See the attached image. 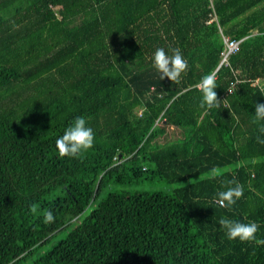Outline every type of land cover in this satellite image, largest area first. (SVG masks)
Here are the masks:
<instances>
[{
	"label": "trees",
	"instance_id": "1",
	"mask_svg": "<svg viewBox=\"0 0 264 264\" xmlns=\"http://www.w3.org/2000/svg\"><path fill=\"white\" fill-rule=\"evenodd\" d=\"M158 48L187 60L178 82ZM262 82L264 0H0V264H264L219 223L264 238ZM79 116L94 148L62 157ZM232 180L244 195L221 206Z\"/></svg>",
	"mask_w": 264,
	"mask_h": 264
},
{
	"label": "clouds",
	"instance_id": "2",
	"mask_svg": "<svg viewBox=\"0 0 264 264\" xmlns=\"http://www.w3.org/2000/svg\"><path fill=\"white\" fill-rule=\"evenodd\" d=\"M153 66L160 74V79H169L172 82H178L181 75L187 70L188 62L184 58L181 50L176 48L172 54L166 53L164 48H158L154 53ZM197 87L202 92V106L211 110L221 107V102L217 98L216 89L217 77L215 73L205 75ZM256 121L264 122V103L255 105ZM260 131L264 132V124H261ZM95 133L88 126L83 116L76 117L74 121L66 128L63 135L56 140L58 153L62 157L78 158L85 152L94 148ZM225 190L217 193V200L221 206L231 207L243 197L245 188L239 182L232 180ZM46 220L52 222L54 215L51 211L46 214ZM220 225L225 230L227 239L230 241H240L254 243L256 246H264V238L257 236L260 225L255 222H241L224 218L220 220Z\"/></svg>",
	"mask_w": 264,
	"mask_h": 264
},
{
	"label": "built area",
	"instance_id": "3",
	"mask_svg": "<svg viewBox=\"0 0 264 264\" xmlns=\"http://www.w3.org/2000/svg\"><path fill=\"white\" fill-rule=\"evenodd\" d=\"M241 42H236V41H231L230 39H226V45H227V49H226V53H225V57L223 62H227L228 58L234 54L235 52H237L239 50Z\"/></svg>",
	"mask_w": 264,
	"mask_h": 264
},
{
	"label": "rangeland",
	"instance_id": "4",
	"mask_svg": "<svg viewBox=\"0 0 264 264\" xmlns=\"http://www.w3.org/2000/svg\"><path fill=\"white\" fill-rule=\"evenodd\" d=\"M180 185H185V184H182V183H181ZM180 185H179V184H176V185H173V186H172V185H168V184L162 182V183H158V184L154 185V189H155V190L170 191V190H173V189H176V188L180 187ZM93 208H94V206L90 207V208L86 211V213L84 214V216L88 215V214L91 212V210H93ZM84 216H83V217H84ZM56 240H57V239H56ZM50 246H52V244H50Z\"/></svg>",
	"mask_w": 264,
	"mask_h": 264
},
{
	"label": "crops",
	"instance_id": "5",
	"mask_svg": "<svg viewBox=\"0 0 264 264\" xmlns=\"http://www.w3.org/2000/svg\"><path fill=\"white\" fill-rule=\"evenodd\" d=\"M262 84H263V82H262ZM264 85V84H263Z\"/></svg>",
	"mask_w": 264,
	"mask_h": 264
}]
</instances>
